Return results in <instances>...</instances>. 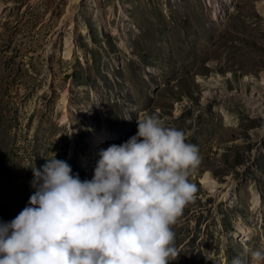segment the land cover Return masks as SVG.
I'll return each mask as SVG.
<instances>
[{"label": "rangeland", "instance_id": "1", "mask_svg": "<svg viewBox=\"0 0 264 264\" xmlns=\"http://www.w3.org/2000/svg\"><path fill=\"white\" fill-rule=\"evenodd\" d=\"M152 4L167 21L157 36ZM186 23L213 27L190 33L198 53L174 66L171 52L153 51L171 44L166 26L183 33ZM69 41L79 49L70 57ZM138 115L158 116L199 147L195 198L172 226L179 255L170 264H251L245 249H264V0H0V221L30 206L33 168L47 159L92 180L91 136L122 145ZM206 173L217 193L201 182Z\"/></svg>", "mask_w": 264, "mask_h": 264}, {"label": "clouds", "instance_id": "2", "mask_svg": "<svg viewBox=\"0 0 264 264\" xmlns=\"http://www.w3.org/2000/svg\"><path fill=\"white\" fill-rule=\"evenodd\" d=\"M136 123L127 142L99 150L92 180L81 181L56 157L33 168L30 206L0 221V264H170L178 257L172 226L195 198L189 176L201 162L199 147L156 115H138ZM248 254L251 264H264V249Z\"/></svg>", "mask_w": 264, "mask_h": 264}, {"label": "bare ground", "instance_id": "3", "mask_svg": "<svg viewBox=\"0 0 264 264\" xmlns=\"http://www.w3.org/2000/svg\"><path fill=\"white\" fill-rule=\"evenodd\" d=\"M159 10H160V7L156 4H152L149 7H147V12L149 14L155 16L154 19H152V21L149 22V23H151V26L153 27V31H154L155 36L163 33V31L165 29L164 25L167 23L166 20L162 19L161 17L156 16V14L158 13ZM179 13H180L179 5L176 4V8L173 9V15L175 17H179ZM123 14H124V11H123ZM125 16H128V15H125ZM125 19H124L125 21H128L129 17H127ZM190 21L192 23L193 19L190 18ZM179 23L181 24V22H179ZM186 24H187V27L183 29V33H180L178 24L166 26V28H168V31H169L168 35L172 39L171 44L167 47V49L164 48L162 45H156L153 53L156 55L158 53L160 55H162V54H168L171 52L172 56L170 58L172 60V64H174V66H181V63H179V64L176 63V59L180 58L181 55H184L186 58H188L192 55L194 57L195 53H198L197 49L199 46H198L197 42H195L197 40L196 38L192 37L191 39H189L190 33L194 32V31H198L199 34L206 33V31H209L212 29L213 25L211 23H209L208 25L204 24V26H201V24L200 25L199 24L198 25L193 24V26L191 27L189 23H186ZM128 25L129 24H125V28H128ZM130 31L131 30L127 29L126 32H127L128 37H127V39L125 38V41H123V46L126 50L129 49L128 47H129V39H130L129 33H130ZM197 37H199V36H197ZM191 43H193V45H191ZM68 44H69V47H68L66 54L70 57V56H72L73 53H75L76 51H79V49H77L76 46H73V43L71 41H69ZM151 46H154V45L151 44ZM149 70L152 72V69H149ZM199 82H201L200 78H199ZM98 101L100 102L99 98H98ZM249 102H250V105H252L254 108H258V109L262 108V107H260L261 105H258V103H257L258 101H256V99H251V101H249ZM64 104H65L64 106L66 108L67 103L64 102ZM62 119H63V121H66L67 115L65 114ZM91 141H92V145H91L90 152L92 154V157L94 158L95 164H97V160L99 159V157H98L99 150L100 149H106L110 145L115 144L114 142H112V140L109 138V136L105 132L94 133L91 136ZM90 157H91V155H90ZM201 182L203 184H205L208 187V189H210L214 193L218 192L219 184L210 176L209 173L205 174V176L201 179ZM224 196L225 197L228 196V192ZM254 201H255V203L259 202L258 197L255 196Z\"/></svg>", "mask_w": 264, "mask_h": 264}]
</instances>
